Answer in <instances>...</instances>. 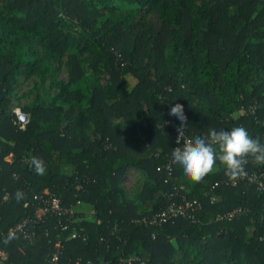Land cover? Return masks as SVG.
Here are the masks:
<instances>
[{"label":"trees","instance_id":"16d2710c","mask_svg":"<svg viewBox=\"0 0 264 264\" xmlns=\"http://www.w3.org/2000/svg\"><path fill=\"white\" fill-rule=\"evenodd\" d=\"M22 76L49 82L24 124L9 108ZM174 125L264 143V0H0V264H264V165L192 183Z\"/></svg>","mask_w":264,"mask_h":264},{"label":"clouds","instance_id":"9594fccd","mask_svg":"<svg viewBox=\"0 0 264 264\" xmlns=\"http://www.w3.org/2000/svg\"><path fill=\"white\" fill-rule=\"evenodd\" d=\"M170 116L176 117L182 124L186 121L181 104L170 108ZM181 138L177 139L180 143ZM172 162L182 169L183 176L192 183H200L219 163L230 181H237L247 173L245 165L249 158L257 166L264 165V143L253 138L243 126L223 131L210 129L206 136H196L183 141V147H176L171 153ZM30 166L35 173L43 176L46 172L44 161L32 156ZM24 193L16 192L17 201Z\"/></svg>","mask_w":264,"mask_h":264},{"label":"rangeland","instance_id":"374dc122","mask_svg":"<svg viewBox=\"0 0 264 264\" xmlns=\"http://www.w3.org/2000/svg\"><path fill=\"white\" fill-rule=\"evenodd\" d=\"M56 68L58 69V79L64 83L68 82V56L62 58L56 64ZM48 89V80L41 83L38 78L31 77L27 79L22 76L18 78L14 90L9 94V108L20 114L23 108L30 104L41 93L48 92ZM142 181L143 179H140L139 175L129 174L128 178L125 180L124 188L128 194L131 195L140 189ZM179 261L181 262V260ZM183 264H186V262L183 261Z\"/></svg>","mask_w":264,"mask_h":264},{"label":"built area","instance_id":"2783aa9c","mask_svg":"<svg viewBox=\"0 0 264 264\" xmlns=\"http://www.w3.org/2000/svg\"><path fill=\"white\" fill-rule=\"evenodd\" d=\"M18 118L21 124H24L28 118V116L26 114L20 113L18 114ZM175 126V134H176V143H177V139L180 137L181 141L179 144L181 147H183V141L189 139L190 137L186 136L182 126H178V125H174ZM167 171L169 172V174H171V167L170 164L166 166ZM129 173H126L124 176V182L125 180L128 178ZM52 206L56 209H58V201L57 200H52ZM182 213V209L181 206L178 208H175L173 206H170L169 208H167L166 210L162 211L161 213L155 215L153 217V219L151 220L153 224H160L163 222H166L170 219H174L176 218L178 215H180ZM232 215V214H231ZM231 215H228L231 217ZM11 233H13V231H11ZM0 257L2 258V260L5 259L6 255L5 253H3L2 251H0ZM59 256L57 254H54L52 256V258L50 259V264H60L59 262Z\"/></svg>","mask_w":264,"mask_h":264},{"label":"crops","instance_id":"0c3cea01","mask_svg":"<svg viewBox=\"0 0 264 264\" xmlns=\"http://www.w3.org/2000/svg\"><path fill=\"white\" fill-rule=\"evenodd\" d=\"M129 174H136V175H139L140 179L142 178V176L139 174V172H136V171H130Z\"/></svg>","mask_w":264,"mask_h":264}]
</instances>
